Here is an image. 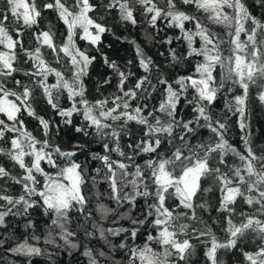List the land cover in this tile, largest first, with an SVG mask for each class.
Returning <instances> with one entry per match:
<instances>
[{
    "label": "snow or ice",
    "instance_id": "6c2138e0",
    "mask_svg": "<svg viewBox=\"0 0 264 264\" xmlns=\"http://www.w3.org/2000/svg\"><path fill=\"white\" fill-rule=\"evenodd\" d=\"M257 109L264 0H0V264H264Z\"/></svg>",
    "mask_w": 264,
    "mask_h": 264
},
{
    "label": "trees",
    "instance_id": "16d2710c",
    "mask_svg": "<svg viewBox=\"0 0 264 264\" xmlns=\"http://www.w3.org/2000/svg\"><path fill=\"white\" fill-rule=\"evenodd\" d=\"M249 2H251V0H249ZM132 35L135 36V38L142 45H145V41L141 37L139 29H137L136 31L132 32ZM105 41H106V43L111 42L113 44V48L111 50L105 49L106 51H108V54L111 57H113V58H123V57L131 55V49H130L129 45L120 44L118 41H114L112 39V37H105ZM145 50L149 54H154V51H155L151 46H147V45H145ZM104 71H106V69H104V68H102V67H100L98 65L96 70H95V72H94V75L98 74V73H102ZM219 106L222 107V103ZM33 124H34V122H33ZM253 127H254V129L258 130L257 131V142L264 143V113H261L259 109H257L256 112L254 113V116H253ZM239 259H240L239 256L236 255L235 257L229 259V264H236V262ZM42 264H43V262H42Z\"/></svg>",
    "mask_w": 264,
    "mask_h": 264
}]
</instances>
